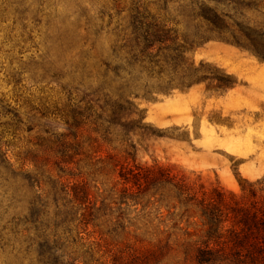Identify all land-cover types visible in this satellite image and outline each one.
Returning a JSON list of instances; mask_svg holds the SVG:
<instances>
[{
	"label": "trees",
	"instance_id": "1",
	"mask_svg": "<svg viewBox=\"0 0 264 264\" xmlns=\"http://www.w3.org/2000/svg\"><path fill=\"white\" fill-rule=\"evenodd\" d=\"M208 1L219 4L217 0ZM191 3L196 8L194 17L210 32L224 38L225 33L236 30L231 36L234 42L264 60L261 27L237 22L230 26V18L215 6L209 7L205 0ZM16 10L18 20L24 21L23 13ZM116 17L114 25L108 16L105 26L87 23L66 36L65 31L53 36L46 28L44 42L57 44L61 55L52 61L46 54L45 63L40 64L45 74L53 73V79H63L65 74L70 77V84L76 88L62 87L69 96L77 87L90 89L96 83L90 95L102 98L109 115L98 106L99 99L89 101V95L82 98L81 108L68 104L64 125L70 133L54 136L47 132L45 137H37L30 148L14 155L17 167L2 149L14 145L0 143L2 182L15 184L20 179L33 188L45 187L43 199L31 205L30 220H25L37 232L39 263L62 264L59 259L63 258L65 264H99L107 258L109 264H164L165 257L174 251L179 255L174 264H264V179L254 183L238 179L239 193L218 186L206 189L162 166L135 164L130 153L133 147L127 144L129 125L135 129L141 126L133 99L184 90L205 80L193 63L186 65L185 56L206 38L197 32L191 38L179 35L169 27L165 10L158 14L134 6L118 11ZM29 34L23 43L32 40ZM102 35L109 37L105 57L97 50ZM77 39L76 52L72 49ZM50 48L47 46L46 51ZM89 62L96 67L94 71ZM124 116L137 119L126 124L120 121ZM13 118L15 131H19L18 116ZM82 132L92 134L89 142L93 153L103 145L114 152L105 159L117 171L109 200L102 198L98 203L91 194L87 180L93 173L81 165L82 160L92 163L95 159L82 148ZM117 136L124 147L121 152L111 146ZM130 209L132 218L125 214ZM63 227L65 237L58 234ZM89 227L98 238L85 242L81 234ZM129 228H134L132 237L141 244L139 252L129 246L124 247L128 250L125 252L113 240L114 235H129ZM85 235L88 239L92 236Z\"/></svg>",
	"mask_w": 264,
	"mask_h": 264
},
{
	"label": "rangeland",
	"instance_id": "2",
	"mask_svg": "<svg viewBox=\"0 0 264 264\" xmlns=\"http://www.w3.org/2000/svg\"><path fill=\"white\" fill-rule=\"evenodd\" d=\"M217 1L218 5L208 0L205 3L229 17L227 22L230 26L237 22L250 28L259 26L264 32V0ZM191 2L0 0V143L14 145L2 148L7 150L14 167H17L14 155L30 148L37 137H45L47 132L54 136L70 133L64 125L68 104L81 108L84 106L82 98L89 95V101L99 99L98 106L103 107L102 98L90 95L96 83L90 89L88 86L77 87V91L69 96L67 89L62 88H76L70 84L69 76L65 74L63 79H53L50 77L53 73L47 75L43 72L40 64L45 63L46 54L52 61L61 55L57 44L44 42L45 29L48 28L53 36L63 35L65 31L66 36L77 27L84 28L87 23L105 26L108 16L114 25L118 11H127L135 6L158 14L165 10L169 27L176 29L179 35L191 38L197 32L206 39L185 56L186 65L193 63L204 81L184 90L172 89L167 94L158 92L150 98L133 99L141 117L140 128L129 125L127 137V144L133 147L130 153L134 163L162 166L189 183H201L206 189L218 186L235 193L240 192L238 179L251 183L263 180L264 60L234 42L231 36L236 30L231 29L224 38L210 32L205 23L194 17L196 8ZM15 9L23 13L24 21L18 20ZM102 16L103 21H100ZM23 26L25 32H22ZM28 34L32 40L23 43ZM108 43L109 37L102 35L97 44L99 54L104 57L108 54ZM47 46H52L48 52ZM77 48L78 44L73 43L72 50L77 52ZM89 65L94 67L92 62ZM112 92L109 91L111 95ZM44 113L45 118L42 117ZM14 115L21 123L19 131H15ZM135 119L136 116H124L120 121L127 124ZM116 131L119 133L120 128L117 127ZM80 136L83 150L95 159L92 163L82 160L81 165L93 173L87 180L91 194L98 203L102 198L109 200L110 190L117 181V171L105 159L107 154L114 152L103 145L93 153V145L89 142L92 134L82 132ZM111 146L116 147L117 152L123 151L120 136L114 138ZM29 169L25 167V170ZM44 190L45 187L33 188L20 179L15 184H6L2 182L0 173V264H40L37 232L25 220H30V207L38 198L43 199ZM125 214L128 218L134 216L132 209ZM93 231L89 227L81 234L85 242L98 238ZM134 231V228H129V235H114L117 247L125 252L128 251L124 248L126 246L141 251V244L132 237ZM65 233L64 227L58 229L60 236H67ZM87 233L92 235L89 239L85 235ZM178 256L176 252H170L164 264H174ZM59 262L65 264L66 261L61 258ZM99 264L109 263L106 258Z\"/></svg>",
	"mask_w": 264,
	"mask_h": 264
}]
</instances>
